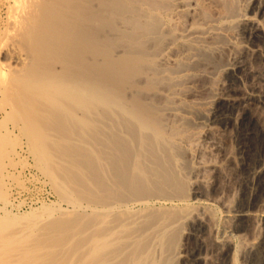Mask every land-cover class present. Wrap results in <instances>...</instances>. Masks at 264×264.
<instances>
[{
	"label": "bare ground",
	"instance_id": "obj_1",
	"mask_svg": "<svg viewBox=\"0 0 264 264\" xmlns=\"http://www.w3.org/2000/svg\"><path fill=\"white\" fill-rule=\"evenodd\" d=\"M17 1L24 13L12 44L23 56L10 57L21 65L9 71L3 104L73 212L51 221L44 244L28 216H0L5 257L23 242L30 250L23 260L39 264H168L182 218L187 226L211 221L213 248L231 244L245 224L264 234V201L252 195L253 205L234 207L236 188L224 191L239 180L227 130L254 125L251 113L264 103V0ZM262 147L247 175L254 191H264ZM206 185L223 186L224 195L206 198ZM161 200L188 211L179 218L176 209L151 206ZM213 205L224 212L222 225L208 214ZM19 224L18 235L3 230ZM247 238L242 251L230 245L229 264L253 246ZM207 254L201 263H214Z\"/></svg>",
	"mask_w": 264,
	"mask_h": 264
},
{
	"label": "rangeland",
	"instance_id": "obj_2",
	"mask_svg": "<svg viewBox=\"0 0 264 264\" xmlns=\"http://www.w3.org/2000/svg\"><path fill=\"white\" fill-rule=\"evenodd\" d=\"M19 3H20V5L23 6V4H21V2H18L17 0L16 1L15 0H0V100L3 99V92L2 91L4 90V86L6 84L7 79H9L11 72H13V70H17L16 68L20 67V65H21V64L17 65L16 62H12V59L10 58L13 55L17 56L19 54L18 49L15 48V46L12 44L13 43L12 39L14 37L13 35H15V31H16L15 29L17 28V25H18L17 22L19 23L20 18L22 17V14L24 13V11L22 9L23 7L22 6L20 7ZM15 6H17V8ZM18 6L20 7L21 10L18 8ZM13 8H14V10H13ZM17 18H19V20H17ZM11 26H12V29H11ZM13 27H15V28H13ZM13 46H14V48H13ZM21 55H22V53L19 54L18 57H21ZM9 59L11 60V62H9L10 61ZM15 64H16V66H15ZM10 70H11V72H9ZM222 77H223V75L221 76V78H219L220 81L222 80ZM1 81L4 84L1 83ZM255 110L256 111L253 110L251 113V116H253L252 122L254 121V125H253V123L252 124H250V123L246 124L243 127L244 129L246 128L245 129L246 131L243 128H241V129L237 128L236 129L233 126L232 127L229 126V129L227 130V133L229 131V133L227 134L229 137L228 136L226 137L225 142H227L226 145H227V148H228V150L232 156V159H235L234 163L236 162L235 164H237L236 167H238V168L236 170V173L238 170L240 171V172L238 171L240 178L237 176L238 174H236V177L239 180H236L235 183L238 182V184H236V186H234L235 184H233L230 188H227L225 186L228 190H224L226 193L225 196L228 195V193H227L228 191H229V194L231 196H232V193H234L233 197L235 198V200L232 201L231 199H233V197L232 198L230 197V200H231L230 203H232V205L234 207H236V205H237L240 208L241 207L244 208L245 204L248 207V206H250L251 202H252L251 205H253V203H255V201H257L259 199V197H260V199L258 200L259 202L258 203L256 202L257 205L261 204L262 201H264V199H263L264 195L261 193V192L264 193V191H257V190L254 191L255 189H253V187H252L251 178L248 177L250 175L251 170H253L252 168H254L256 166V164L258 163L259 158L261 157L260 155L262 153V151H261L263 148L262 145L264 146V133H263L264 132V128H263L264 127V118H263L264 117V114H263L264 113V103L263 104L260 103L259 107L257 106ZM9 114H10V105L3 104V100L0 101V143H1L0 145L3 146V144H4V146H3L4 148L2 147V149H1V147H0V216L2 218L5 215H6V217H13V215L14 216L16 215L15 217H17V216L18 217H21V216L27 217L28 216L26 218L27 221H24V222L25 223L31 222L30 224L33 226L31 229H33V231H35V232L37 231L36 235H33V236L38 237L39 235H42V236H39V237H41L39 240V243L44 244V243L48 242V240L45 241V239H47V238H45V236L47 237L48 233L46 235H43L44 234L43 232L45 230L49 229L48 226L50 225L51 221L54 219L56 220L61 216L63 217V212H64V215L71 214L73 212V208L70 204L68 205L67 202L63 201L62 199H59L60 198L59 194L55 191V189L52 186V184L50 183V181H48V178L36 166L34 159H33V156L29 150L27 139L22 134L20 135L21 132L19 130V126L13 125L14 123L9 119ZM258 115H261V116L259 117ZM257 116L259 117V119H257L258 118ZM243 130L245 132H243ZM261 135H263V136L261 137ZM249 136H250V139L248 138ZM227 138H229V139L227 140ZM4 140H5V142H4ZM201 142H202V140H201ZM201 142H200V144H201ZM228 144H229L230 148L228 147ZM257 155H259V156H257ZM189 161L190 160L186 161L185 163H186V167L189 168V171H191V165H190L191 163ZM187 164H189V165L187 166ZM248 170H249V172H248ZM186 174H187L186 175L187 178L186 177H185L186 179L184 178V188L186 186L187 187L184 189V191H186L187 193L185 192V195L188 194V191H187V190H189L188 185L190 187V181H191L190 175L188 173H186ZM206 186H203V188H202V190L205 189L204 191L208 192L206 194L203 191L205 197L208 195L206 198L214 199V197H216L217 194L218 195L220 194V196H222L223 190H222V192H220V191H221V188H223V186L219 189L220 191L218 189L214 190L210 186H207V187H209V189H208ZM225 187H224V189H225ZM233 187L236 188V189H234L237 191V192L235 191L236 194L234 191H231L232 193L230 192V190H233L232 189ZM212 189L214 192L212 191ZM248 189H252V190L249 191ZM245 191L248 192V196L250 198L247 196V192H245ZM252 191H254L255 194H253L254 192H252ZM249 192H251L250 195H249ZM209 193H210V195H209ZM244 193H246V194H244ZM257 193H260L261 196H259ZM252 195L258 196L257 197L258 199L256 198V196H252ZM189 198H190L189 204L193 203L196 206V203L194 202L195 199L192 198V199H194V200H192L191 197H189ZM247 198H249L250 200H248ZM247 202H248V204H247ZM240 204H241V206H240ZM151 206L158 207V208L161 207L162 209L164 207L165 210H169V209L175 210L176 209L174 212H177V214H179V218H181L183 216V213H187V211H188L186 208L187 206L183 205V207H182V205L180 203H177L176 201L173 203V202H169V201L167 202L166 200H161L159 202L158 201L154 202ZM43 208H50V209L54 208L55 209L54 214L50 215V216L44 215L43 210H42ZM183 208H185V209H183ZM133 209L137 210L138 207L135 206V207H133ZM153 209H155V208H153ZM208 209H210V210H207L208 214L211 216V218H214L212 221H214L215 219L221 220L223 218L224 212L219 206L213 205ZM6 210H7L8 216H7V213L5 212ZM82 210L84 212V208ZM3 211L5 213H3ZM178 211H180V212H178ZM85 212L88 213L90 211L86 210ZM2 213H3V216H2ZM47 218H49L51 220H47ZM223 220H221L222 222L220 221L219 224L222 225V223H224ZM39 222H40V224H39ZM36 223L39 224V226L37 225V227H36V225H35ZM30 224L27 225V228L31 227ZM45 224H46V227L44 228ZM176 224H174V225H176ZM185 224H184V220L182 218V221L180 219V222L177 224L178 227H177V225L174 226V227H176L175 228L176 230H173V232L170 236V239H175V242L177 239V242L175 243L174 249H173V247H172L173 250L171 249L170 258L167 260L168 264H203V263H201L200 258H202V256L204 254H207V253H208L207 255H209L210 257H213L214 263H212V264H229L232 261L231 255H230V253L232 252L231 249L234 247V245H235V247H234L235 249L238 247V245L240 247L245 245L246 244L245 241H246L247 237H249V238H247V240L252 238L251 241H253V246L250 249H248L252 245V243L251 244L248 243L251 241H248L247 242L249 244V246L247 247L248 251L246 250V251H243L244 254L243 253L239 254V257L237 256V259L234 262V264H264V239H263L264 234L260 233L262 235L261 236V235H259V231L257 232L258 234L255 232L254 233L250 232L248 229L251 230V228H250V226H246L247 224H245L246 227L243 226V228H242L243 231H241L240 233H233L234 237H233V242L231 244H227L226 246H220L218 248H215V247L213 248L212 245L210 246V244H207V243H209V239H210L208 234L211 231L209 232L210 228L208 229V227H210L209 225H211V221L209 223H207L206 225H202V224L200 225L198 223H194L193 225L190 224L187 226V223H185ZM21 226H22V224H19V227H18V225L17 226L13 225V227H12V225H6V226H4L5 228L3 227V230L6 229L7 231L6 230H4V231L8 235H14V234H17L18 231L20 233L21 230H24V228H22ZM14 227H15V229H14ZM247 227H249V228H247ZM185 228H187V229H185ZM236 228L241 230V228H239V225H237ZM47 231H49V230H47ZM256 234H257L258 238L255 239ZM8 235H6V236L9 237ZM48 237H49V235H48ZM208 237H209V239H208ZM259 238L261 240H258ZM243 239H245V241H243ZM243 243H245V244H243ZM20 244L23 247H20ZM24 244L25 243H23V242L18 244V246L20 247V250L18 247H16V248L12 249L13 251H10V252H14V254L16 252H18L15 255L13 253H10L8 255L9 257H5L6 255L4 256V254H2V252H0V255H1L0 259L2 258L0 261V264H6L7 261H9V258H11V256L12 257L14 256L13 258H15L14 260L16 262L13 260V258H11L9 261L11 263L8 262L7 264H23L24 262H27L24 264H28V263L29 264L30 263H32V264L38 263L39 264L40 261L37 262V261H35V259L30 260V259L25 258L26 260H23L24 259L23 257L25 256V254H28L30 252L29 248H25L26 245H24ZM230 245H232V248ZM207 246H209L210 250H209V248H207ZM179 247L183 248V251L181 253L182 256H180V257L178 255ZM212 248H213V251H212ZM229 248H231V249L229 250ZM234 248L232 250H234ZM16 249H18V250H16ZM32 250L33 249H31V251ZM180 250H181V248H180ZM237 250L239 251V249H237ZM240 250L242 251V247L240 248ZM229 251H230V253H229ZM227 252H228V254H227ZM19 253H21V255ZM176 254L178 255L177 257H176ZM240 256L241 257L243 256L244 258L242 257L243 259H241ZM6 258H8V260ZM16 258H17V260H16ZM3 259H5V260H3ZM19 260L21 262L23 261V263L19 262ZM58 260L59 259H57V261ZM3 262H5V263H3Z\"/></svg>",
	"mask_w": 264,
	"mask_h": 264
}]
</instances>
